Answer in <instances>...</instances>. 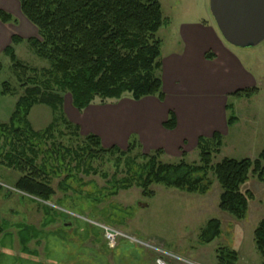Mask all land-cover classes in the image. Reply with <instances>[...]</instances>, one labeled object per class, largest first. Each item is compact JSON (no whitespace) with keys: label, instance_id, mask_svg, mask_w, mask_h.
<instances>
[{"label":"trees","instance_id":"1","mask_svg":"<svg viewBox=\"0 0 264 264\" xmlns=\"http://www.w3.org/2000/svg\"><path fill=\"white\" fill-rule=\"evenodd\" d=\"M17 1L21 13L39 36L27 39L26 44L48 68L41 71L44 77L41 80L33 76L34 69L29 70L33 75L26 77L28 69L14 53L13 46L22 42L16 36L3 51L16 73L26 78L22 84L23 95L18 98L8 123H0V165L21 174L13 185L16 191L45 203L53 202L60 208H73L67 193H81L71 187L72 183L85 184L80 173L98 175L106 182L95 193L87 194V201L95 205L133 187L140 190L141 197L151 199L155 196L153 186L204 196L216 183L220 188L218 209L238 221L246 218L253 194L248 190L242 192L241 187L250 177L264 183V146L254 160L223 158L213 164V155H218L223 146L222 136L213 133L210 138L197 139L198 162L165 163L159 160L164 153L161 149L130 156L139 148L134 139L129 140L125 151L114 146L103 148L100 139L93 134L85 136L74 148L54 140L55 134L60 138L67 134L62 128L73 129L72 135L78 138V126L70 124L61 111L65 93H69L72 106L80 113L92 104L116 102L124 96L133 101L145 97L163 101L161 80L157 76L161 68V41L157 33L165 20L159 0ZM0 21L15 22L2 11ZM204 57L213 59L211 53ZM9 93V85L3 83L1 95ZM257 93V88L242 89L229 97L250 99ZM35 105L48 106L57 113L54 122L43 131H34L28 120ZM227 108L230 112V107ZM237 121V117L228 114L227 127H233ZM175 124L174 114L168 112L162 127L173 130ZM104 160L113 161L111 175L98 166L93 167L94 162ZM57 179L56 187L64 197L54 199L52 183ZM262 205L264 207V201ZM43 208L47 214L53 212L62 216L47 206ZM101 216L103 222L113 223L107 212ZM93 231L97 235L99 229L93 228ZM21 233L26 235L20 237L21 244L38 236L32 228L24 230L22 227ZM220 234V221L210 219L202 230L200 243H210ZM253 242L264 259V218L253 231ZM216 258L218 264H235L237 253L221 247L216 251Z\"/></svg>","mask_w":264,"mask_h":264},{"label":"rangeland","instance_id":"2","mask_svg":"<svg viewBox=\"0 0 264 264\" xmlns=\"http://www.w3.org/2000/svg\"><path fill=\"white\" fill-rule=\"evenodd\" d=\"M159 3L165 20V25L157 33L161 41V54H166V51L173 48V43L178 40L175 28L182 23L206 22L216 28L208 5L207 10H204L203 0H159ZM225 44L239 55L244 69L256 78L258 93L250 99L237 101L238 103H235L233 98L230 100L228 114L237 117L239 123L237 126L227 128V131L221 134L223 146L218 155H213V164L223 158L254 160L264 146V40L250 48H236L226 42ZM15 56L21 65L27 67L26 77L34 74L33 76L38 80L44 78L41 76V71L48 68V64L36 57L26 43L16 50ZM0 63L2 65L0 123L5 124L8 123L18 98L23 95L22 84L26 78L16 73L8 58H3ZM30 69H34L35 73L32 74ZM3 83H7L10 87V93L6 96L1 95ZM124 98L130 99L124 96L116 102L95 103L91 106L111 109L112 111H108L105 116L114 119V109L120 106ZM67 107L78 112L71 104L69 93L63 96L61 111L68 122L73 124L65 113L64 108ZM55 118L57 113L45 105L33 106L28 115L30 126L34 131L45 130ZM61 130L67 134L63 138L55 134L54 140H59L71 148L82 143L87 136L84 132H80V129L78 138L72 135L73 129ZM127 144L126 147L119 149L125 151ZM152 152L143 153L140 148H136L130 156ZM159 160L165 163H176L180 160L192 163L198 162L199 156L196 146H192L191 149L186 146L185 149H179L178 155L163 153ZM95 166L109 175L114 172L113 161L94 162L93 167ZM20 176L21 174L16 170L0 165V264H52V262L57 264V251L52 252L53 243L50 239L58 222L57 227H61V235L73 238L71 240L75 246L71 251L76 253L77 259L74 264H80L82 260V264H155L153 253L127 242L118 243L119 249H116L118 246L109 249L105 245L102 233L98 231L96 235L93 231L95 227L85 224L78 217L120 229L142 240L153 241L163 248L201 264H218L216 251L221 247L237 252L235 264H264V259L261 258L253 242V231L259 220L264 218L262 205L264 183H259L253 177L241 187L242 192L248 190L253 194V200L248 202L246 218L238 221L218 209L220 188L216 183L204 196L153 186L151 189L155 191V196L151 199L141 197L140 190L133 187L128 191H120L115 197L104 198L100 204L95 205L87 201V194L95 193L97 189L104 187L106 182L98 175L85 176L80 173L79 177L85 184L79 186L77 183H72L71 187L81 190V193H67L72 199L69 205H73V208H60L53 202L45 203L17 192L13 185ZM57 181L58 179L52 183L55 191L54 199L64 197L56 187ZM43 206L61 213L62 216L53 212L47 214ZM106 212L111 216L113 223L103 222L100 219L101 214ZM47 219L48 221H45ZM210 219L220 221L221 234L210 243H200L202 230ZM22 227L24 230L32 228L38 236L26 244H21L20 237L26 236L21 233ZM86 232L94 241H85L82 244L81 236L87 235ZM62 257L67 262L66 251ZM68 261L73 263V259Z\"/></svg>","mask_w":264,"mask_h":264},{"label":"crops","instance_id":"3","mask_svg":"<svg viewBox=\"0 0 264 264\" xmlns=\"http://www.w3.org/2000/svg\"><path fill=\"white\" fill-rule=\"evenodd\" d=\"M203 5L207 10L209 0H203ZM0 11L15 20L14 23L0 21L2 61L8 58L3 51L11 45L13 36L22 39L20 44L13 46L15 54L27 39H38L39 36L37 29L21 13L17 0H0ZM175 31L178 40L166 54L160 55L161 68L157 72L163 101L155 97H145L139 101L124 98L120 106L114 109V119L105 116L111 109L90 105L78 113L67 107L64 110L69 121L85 135L97 136L104 147L124 148L129 140L134 139L143 153L161 149L164 155H178L180 148L196 146L199 137L210 138L213 133L221 135L226 132L227 107L232 99L229 95L237 90L256 88V78L244 69L239 55L225 44L218 30L209 23H182ZM206 53H211L213 59L206 60ZM241 100L235 99V103ZM168 112L175 116L173 130L162 127ZM238 121L234 126L238 125ZM57 225L59 222L50 236L52 252L57 251V264H74L77 259L76 253L71 251L75 246L71 240L73 238L62 236L61 227ZM81 241L83 244L94 239L87 234L81 236ZM65 251L67 262L62 257ZM71 259L73 263L68 261ZM82 263L83 260L80 261Z\"/></svg>","mask_w":264,"mask_h":264},{"label":"water","instance_id":"4","mask_svg":"<svg viewBox=\"0 0 264 264\" xmlns=\"http://www.w3.org/2000/svg\"><path fill=\"white\" fill-rule=\"evenodd\" d=\"M209 12L228 45L250 48L264 40V0H209Z\"/></svg>","mask_w":264,"mask_h":264},{"label":"built area","instance_id":"5","mask_svg":"<svg viewBox=\"0 0 264 264\" xmlns=\"http://www.w3.org/2000/svg\"><path fill=\"white\" fill-rule=\"evenodd\" d=\"M78 219L88 223L89 225L99 228L102 232L105 244L109 249L115 248L120 242H127L130 245L138 246L155 255V264H201L183 255L172 252L166 248H163L153 241L142 240L128 233L123 232L120 229L94 222L87 218L78 217Z\"/></svg>","mask_w":264,"mask_h":264}]
</instances>
